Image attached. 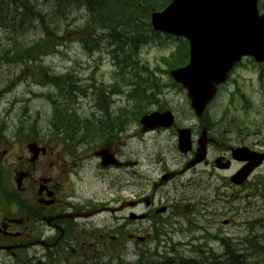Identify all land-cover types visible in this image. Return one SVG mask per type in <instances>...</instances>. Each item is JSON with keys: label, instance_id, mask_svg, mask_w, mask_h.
Wrapping results in <instances>:
<instances>
[{"label": "rangeland", "instance_id": "obj_1", "mask_svg": "<svg viewBox=\"0 0 264 264\" xmlns=\"http://www.w3.org/2000/svg\"><path fill=\"white\" fill-rule=\"evenodd\" d=\"M29 1L32 10L26 9L21 17H28L31 13L32 16L42 15L46 19L44 24L50 28L49 37L62 39L56 40L60 44L35 64L25 61L14 63L5 58L4 52L11 57L14 44L15 49L30 47L44 33L38 18H17L14 32L11 7L6 1L2 2L1 8L9 9L7 18L11 28L5 29L0 25V140L6 138L17 147V143L30 131L53 136L47 125L52 106L45 96L53 100L62 89L59 90L58 81L55 87L42 86L38 75L42 68L49 74V82L54 79L52 75L72 76V80H62L60 85L66 87L71 81L80 90L73 105L77 117H88L102 109L108 122H112L114 117L123 119L121 124L114 122L116 126L110 136L106 135L99 141L87 140L92 144L108 141L113 148L120 141L122 166L120 174L117 171L97 172V163L92 160L95 179L88 177L81 184L86 190V197L93 200L114 199L120 185V199L127 200L137 193L150 192L163 173L180 171L189 157L177 150L176 128L191 129L195 146L201 122L191 111L186 92L174 84L169 76L171 69L162 61L176 50L179 40L164 34L152 36L149 20L142 18L141 30L146 41L139 48L137 65L133 66L130 61L124 65L121 55L120 63H116L110 54L112 43L106 39L99 41V47L104 49L94 46L84 49L79 41L80 33L86 32V29L81 31L80 28L88 16L79 6L82 3L67 1L75 7L61 10V6L54 5L52 0ZM262 6L264 0H259L260 11ZM54 8L59 10V14ZM117 67L124 68L122 77L117 73ZM133 70L145 80H153L159 85L157 90L144 91L148 98L143 106L135 99L138 97L136 93L132 97L133 88L128 84L134 80ZM164 110L172 112L174 128L166 132L142 133L140 116ZM204 117L211 123L212 132L223 133L221 139L228 145L264 147V64L244 58L217 91ZM22 123L25 126H21ZM260 172L264 174V167ZM229 174H210L203 166H198L158 188L155 203L169 208L166 214L157 216V221L162 223L156 227L162 233L159 241L151 222L131 223L120 232L119 245L109 244V252L114 249L112 257L98 253L100 247H94V259H99L102 264H120V261L124 264H179L180 259L222 257L224 244H228L232 249L249 255V262L264 264V184L257 193L248 187L237 190L234 197L227 180L222 177ZM124 215L127 216V213ZM105 218L96 222L105 221L109 225L113 221L111 217ZM226 221L228 224L224 225ZM109 232L115 233L114 230ZM129 235L143 238V242L132 241ZM248 240L258 248H249ZM8 263L14 264V261ZM32 264L38 263L35 261ZM42 264L59 262L45 261Z\"/></svg>", "mask_w": 264, "mask_h": 264}, {"label": "flooded vegetation", "instance_id": "obj_2", "mask_svg": "<svg viewBox=\"0 0 264 264\" xmlns=\"http://www.w3.org/2000/svg\"><path fill=\"white\" fill-rule=\"evenodd\" d=\"M211 127L208 118L198 127L197 138L206 129L208 138L213 140L207 145V158L200 166L210 174L230 173L222 177L227 180L234 197L237 190L248 187L257 193L264 184V174L260 172L264 160L241 186L233 185L230 182L232 175L246 163L232 159V149L247 148L243 150L258 162L260 155L264 154V147L228 145L221 139V134L212 132ZM108 143L111 142H62L55 136L47 137L40 133L26 135L17 147L6 138L0 140V264H9L10 260L14 264H32L35 261L38 264L45 261H58L59 264H93L94 261L102 264L99 259H94V247H100L98 253L112 257L114 249L109 252L108 246L119 245L120 232L124 228L142 221L156 224L157 216L162 215L160 210H169L168 206L155 203L157 189L164 186L159 182L153 184L150 192L137 193L127 200L120 199V185L114 199L93 200L85 196L86 190L81 184L88 177L95 179L92 160L97 163L95 171H117L120 174V141L116 148ZM101 154L109 156L108 165L103 166ZM187 155L190 160L194 151ZM217 159H221L218 165L215 164ZM226 163L228 168H223ZM137 215L142 217L136 218ZM105 217H111L113 221L109 225L105 221L96 222L105 220ZM110 230L115 233H110ZM129 238L143 242V238L130 235Z\"/></svg>", "mask_w": 264, "mask_h": 264}, {"label": "water", "instance_id": "obj_3", "mask_svg": "<svg viewBox=\"0 0 264 264\" xmlns=\"http://www.w3.org/2000/svg\"><path fill=\"white\" fill-rule=\"evenodd\" d=\"M259 0H172L162 12L151 15L155 30L184 38L189 44V61L182 68L170 72L171 78L187 91L190 108L202 119L207 104L214 97L217 87L227 81L232 68L243 57L264 63V6L260 14ZM174 123L170 111L153 112L140 119L142 132L156 128H170ZM177 150L187 154L192 150L191 130H177ZM206 131L197 141V149L180 174L202 163L206 158ZM103 166L110 158L101 154ZM232 158L247 164L232 176L231 181L241 185L257 167L253 156L243 149L232 151ZM218 165V160H216ZM227 168L228 165L222 166ZM172 172L164 175L160 183L175 177ZM161 209L160 212H164Z\"/></svg>", "mask_w": 264, "mask_h": 264}, {"label": "trees", "instance_id": "obj_4", "mask_svg": "<svg viewBox=\"0 0 264 264\" xmlns=\"http://www.w3.org/2000/svg\"><path fill=\"white\" fill-rule=\"evenodd\" d=\"M7 6L11 7V21H14L12 26L13 31H16V19L18 18H26V19H35L39 18L41 20L40 14L32 13L28 15V17H21L25 15L26 9L32 10V5L29 0H2L5 2ZM58 1V0H57ZM62 1V0H59ZM58 1V2H59ZM72 2L82 3L79 5L84 8L86 13V20L84 23V28L86 29L84 36L80 33L79 41L82 43L84 49H90L91 46L97 48V40L100 38V34H96V31L103 30V39L105 41L112 43V48L110 50V54L113 57V61L117 62L121 55V61L125 65L127 62H131L133 66L137 65V55L139 52L140 46L145 43L146 37L145 34L142 33L141 27L143 26V20H149L150 14L156 11H160L165 8L170 0H67ZM1 4V0H0ZM68 7L62 6L63 9H68L71 6L67 4ZM8 8H0V15L2 14V20L0 25L6 28V24L9 22L8 20ZM64 13H61L63 15ZM43 29L47 32V34L43 35V37L33 44L30 47L26 48H17L15 49V44L13 45V52L11 57L9 58L8 52H4L6 54L5 58H8L10 61L24 62L29 63L35 62L43 57L39 49L45 50L44 55L51 50L54 49L55 44L54 40L52 42L53 37H49L48 33H50V28L45 25H42ZM148 27L147 24H145ZM11 27V24H10ZM83 30V27L82 29ZM90 31L88 34L87 31ZM93 31H95L93 33ZM152 36L158 35L155 32H152L150 29ZM62 38L59 40L61 41ZM57 40V38H56ZM60 44V43H59ZM98 49V48H97ZM7 51V50H6ZM39 51V52H38ZM188 46L185 40L179 39V44L177 45L176 50L171 53L167 58H162V61L169 69L178 68L184 66L188 62ZM124 67V66H123ZM123 67H120V76L124 74L125 70ZM143 67V66H142ZM43 75V74H42ZM132 75H134L133 82H128L131 85L132 89V97L136 93L138 97L135 99L139 104H143L147 100V96L145 95V90H157L159 85L153 80H145L139 72L136 73L134 70L132 71ZM49 75L44 73L45 81L50 77ZM64 77H54L55 81H59V79ZM66 80H72L71 77L66 76ZM79 89L76 85H73L72 82L63 88L55 97V99L51 100V116L47 121V125L49 126L52 133L56 135L62 136L64 139L69 141H87L89 138L94 140H101L107 136H110L115 128V123L121 124L123 121L122 117H114L112 119V124L108 122L109 120L103 122H95L93 120H80L76 116L75 109L73 107L75 103V99L79 94ZM48 98V97H47ZM50 99V98H48ZM115 122V123H114ZM21 126H25L24 123ZM36 130L30 131V134H37ZM162 233L160 231H156V239L159 241L158 237H161ZM249 248L257 249L258 246H255L253 242H248ZM224 255L218 258H206L202 260L201 256L195 260H186L180 259L179 264H254V262H249V255L244 254V252H240L237 249H232L230 245L224 244ZM201 254V253H200ZM120 264H124L120 261Z\"/></svg>", "mask_w": 264, "mask_h": 264}, {"label": "bare ground", "instance_id": "obj_5", "mask_svg": "<svg viewBox=\"0 0 264 264\" xmlns=\"http://www.w3.org/2000/svg\"><path fill=\"white\" fill-rule=\"evenodd\" d=\"M53 1V3H54V5H59V6H61V10L63 9L62 8V6H64V7H68V3H67V0H62V1H57V0H52ZM171 1L172 0H170V2H169V4L171 3ZM168 4V5H169ZM1 5H2V0H1V4H0V8H1ZM70 5L71 6H74V4H72V3H70ZM167 5V6H168ZM166 6V7H167ZM166 7L165 8H163L162 10H160V11H156V12H153V13H151L150 14V17H149V22H150V18H151V15L152 14H154V13H159V12H162L164 9H166ZM55 9V8H54ZM11 10V9H10ZM55 11H57L58 12V14H59V10H57V9H55ZM41 17V20L38 18V20H39V25H40V27H41V30H42V32L44 33V35L45 34H47V32L43 29V26L42 25H45L44 23H45V21H46V19H45V17H43L42 15L40 16ZM46 26V25H45ZM47 28H48V26H46ZM81 27V26H80ZM82 27H83V30H81L82 29ZM82 27L80 28V30L81 31H84L85 30V28H84V26L82 25ZM150 28H151V30L153 31V32H155V33H157V34H164V35H168V33H165V32H162V31H158V30H155L153 27H152V25H151V22H150ZM88 33L90 32L89 30L87 31ZM95 31H93V33H94ZM83 35H85V33H82ZM96 34H100V38L97 40V48L99 47V41H101L102 40V38H103V30H100V31H96L95 32V34L93 35V37L96 35ZM50 35V33H48V36ZM86 36V35H85ZM53 37V36H52ZM87 37V36H86ZM56 38H57V40H59L61 37H58V36H54L53 37V39H52V42H53V40H54V44H55V47H56V45L57 44H59L57 41H56ZM54 47V48H55ZM99 49H104V48H102V47H99ZM111 49V48H110ZM40 51H42V52H40V54L42 55V56H48L49 54H50V52H48V53H46L45 55H44V52L43 51H45V50H41V49H39ZM39 52V51H38ZM112 57V56H111ZM113 58V57H112ZM113 60H115V59H113ZM38 61V60H37ZM37 61H35V62H32V63H30V64H35ZM116 61V60H115ZM114 61V62H115ZM27 63H29V61L27 62ZM116 63H120V58L118 59V61L116 62ZM118 68V71H117V73L118 74H120V68L119 67H117ZM46 71L45 70H43L42 68H40L39 69V72H38V75H39V77H40V80H41V82H42V86H44L45 85V87H47V86H49V85H52V86H56L55 85V79H52V81L51 82H49L48 80H46L45 82H44V73H45ZM40 74H41V76H40ZM43 74V75H42ZM46 74L47 75H49L47 72H46ZM38 75H37V77H38ZM53 77L52 78H54V77H64L65 76V78L63 79V78H61V79H59V81H58V88H59V90H61V89H63V88H65V87H63V86H61L60 85V82L62 81V80H65L66 79V76H68V77H72V76H69L68 74H65V75H61V76H54V75H52ZM39 77H38V79H39ZM74 82H75V80H73ZM74 85V84H73ZM100 89V88H99ZM102 91V90H101ZM108 92H109V90H108ZM216 94H217V91H216V93H215V95H214V97L212 98V100L207 104V106L206 107H208L212 102H213V100H214V98H215V96H216ZM46 98H47V96H45ZM49 98V97H48ZM47 98V99H48ZM49 100V102L51 103V99H48ZM98 102L101 104V101H100V99H98ZM192 111V110H191ZM206 111V110H205ZM205 111H204V113H205ZM193 112V111H192ZM204 113H203V115H204ZM193 114H194V112H193ZM173 115V114H172ZM194 116H195V114H194ZM196 117V116H195ZM80 120H93V121H95V122H97V123H99V122H103V121H106V119H107V116L105 115V113H104V111L102 110V109H100L98 112H94V113H91V115L90 116H88V117H84V118H82V117H78ZM97 120V121H96ZM108 120V119H107ZM111 124H112V122H110ZM179 128H176V132H177V130H178ZM120 130V129H119ZM206 131V140H207V144H206V149H207V145L209 144V143H211L213 140L212 139H210V138H208V133H207V130H205ZM202 132H203V130L200 132V134L202 135ZM221 137H224L223 136V133L221 134ZM196 149H197V145H195V146H193L192 145V150L191 151H196ZM137 150V149H136ZM140 152V151H139ZM217 160H221V159H217ZM130 239V238H129ZM130 240H132V239H130ZM132 241H135V240H132ZM238 242H243V241H238ZM114 254V253H113Z\"/></svg>", "mask_w": 264, "mask_h": 264}]
</instances>
